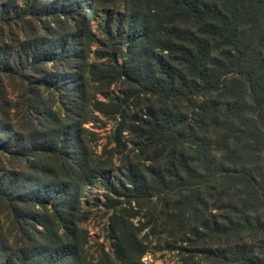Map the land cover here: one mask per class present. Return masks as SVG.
I'll list each match as a JSON object with an SVG mask.
<instances>
[{
	"label": "trees",
	"instance_id": "1",
	"mask_svg": "<svg viewBox=\"0 0 264 264\" xmlns=\"http://www.w3.org/2000/svg\"><path fill=\"white\" fill-rule=\"evenodd\" d=\"M96 185L107 249L84 226ZM159 245L264 264V0H0V264Z\"/></svg>",
	"mask_w": 264,
	"mask_h": 264
},
{
	"label": "rangeland",
	"instance_id": "2",
	"mask_svg": "<svg viewBox=\"0 0 264 264\" xmlns=\"http://www.w3.org/2000/svg\"><path fill=\"white\" fill-rule=\"evenodd\" d=\"M11 98L15 99L14 101H18L20 99V93L16 90H10ZM105 120L99 116V121H94V124L87 123L86 127L93 128L95 132H97L98 139L95 142V153H100V149L103 143H105L109 128L112 122H107L104 125ZM93 126V127H92ZM99 126H103L102 128ZM102 187L100 185H96L90 188V191L87 194H84L85 198L89 200L91 206V211L89 213L88 219L85 221L84 226L89 231V239L90 243L96 244V241L102 243L105 249H107L109 245V241L107 239L106 226L108 223V213L104 212V205L100 199H97L102 194ZM84 198V199H85ZM84 202V200H83ZM96 246L93 247V249ZM173 258V254L170 251H164L161 246H151L149 251L143 256V259L146 261H153L155 264H160L164 260H170Z\"/></svg>",
	"mask_w": 264,
	"mask_h": 264
}]
</instances>
